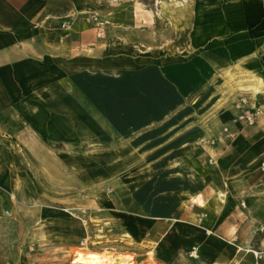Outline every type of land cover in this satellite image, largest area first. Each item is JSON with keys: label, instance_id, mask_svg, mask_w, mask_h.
Segmentation results:
<instances>
[{"label": "crops", "instance_id": "obj_1", "mask_svg": "<svg viewBox=\"0 0 264 264\" xmlns=\"http://www.w3.org/2000/svg\"><path fill=\"white\" fill-rule=\"evenodd\" d=\"M108 4L0 0V218L36 213L20 254L0 264H41L23 252L31 233L54 239L61 191L102 221L90 227L102 251L140 264H255L246 250L264 241V0L208 9L188 40L175 32L169 43L105 28ZM236 83L253 126L234 123L235 100L222 103ZM198 117L206 127L188 131Z\"/></svg>", "mask_w": 264, "mask_h": 264}, {"label": "rangeland", "instance_id": "obj_2", "mask_svg": "<svg viewBox=\"0 0 264 264\" xmlns=\"http://www.w3.org/2000/svg\"><path fill=\"white\" fill-rule=\"evenodd\" d=\"M109 2L108 7L103 8L102 15L108 23H106L105 28H110L111 30L129 31L132 35L136 33L146 32L154 37L162 36L164 42L169 43L175 32L183 33V39L188 40V34L194 24V20L197 18H203L208 9H216L223 5L234 3L241 0H100ZM111 7V8H110ZM110 8V9H108ZM102 9V8H101ZM106 16V17H105ZM109 20V21H108ZM107 31V29H105ZM104 31V30H103ZM167 39V40H165ZM228 77L232 81L238 77L232 73L228 74ZM88 78L82 77V84L88 83ZM98 82L103 85L110 84L109 79H100ZM228 85L226 90L220 92L223 104L232 103L234 106L239 103L241 99H246L239 94L247 93V89H242V84L236 83L233 85ZM244 86V85H243ZM254 92V91H253ZM169 100H173L176 97L170 93L165 94ZM102 99L108 98L109 94L107 90L102 91L100 94ZM222 105V104H221ZM222 106H220L221 108ZM186 108L183 112L185 115H192L195 112L191 107ZM109 109V107H108ZM200 113H205V108L199 109ZM199 120L196 122L189 121L185 126L191 128L199 129L202 126L206 127V118L198 117ZM177 122H169L167 125H175ZM218 127L222 128L219 123ZM176 128H173V132ZM231 127L229 128V133L231 132ZM228 133V132H227ZM173 157L168 160L171 162ZM172 175L167 177V192L174 190ZM183 178V176L178 175ZM187 177V176H186ZM185 184V183H184ZM62 190V189H61ZM59 194L57 201H54V212L55 218L53 219V235L54 239L48 241L45 233L41 235L29 234L28 242L30 246L37 247L36 244L47 243L49 244V249L35 248L30 250L29 245L27 250H24L23 255L32 257V259H43L38 263L45 264L49 259L52 264H140L142 257L136 255L128 256H116L115 252L107 249H100L105 244L102 242L104 240L102 232L91 233V226H98L102 224L100 220H87L85 218L86 212L82 208V201L78 200V197L73 195L67 196L66 200H63V191L56 192ZM172 201L174 196H172ZM60 198V199H59ZM188 201L185 200L182 205L184 209L188 208ZM169 204H175L174 202H168ZM169 210V209H168ZM23 211V212H22ZM22 218H16L15 215H6L0 218V229L3 232L0 235V239L4 241L3 248L0 250V256L4 259L13 258L16 254H20L16 250V245L20 237L26 238L28 231H31L33 225L34 215L36 214L30 207L25 208L19 212ZM87 220V221H86ZM86 229L89 235L86 234ZM82 230L85 231V235H82ZM43 231V230H42ZM23 233V234H22ZM129 238V237H128ZM130 239V238H129ZM0 240V241H1ZM86 240L88 247L82 249L81 242ZM131 240V239H130ZM105 242V241H104ZM35 243V244H34ZM33 244V245H32ZM27 245V244H26ZM134 247V244H130ZM119 261V262H118Z\"/></svg>", "mask_w": 264, "mask_h": 264}, {"label": "built area", "instance_id": "obj_3", "mask_svg": "<svg viewBox=\"0 0 264 264\" xmlns=\"http://www.w3.org/2000/svg\"><path fill=\"white\" fill-rule=\"evenodd\" d=\"M245 104V99H241L239 103L235 105L237 114L234 118V123H242L246 126H253L256 122L257 113H252L251 111L245 110ZM224 131L227 133L229 129L225 128ZM210 163L212 164L213 161L211 160ZM259 172L264 175V160L259 165ZM218 195L223 196L221 193H219ZM242 206L245 207V204L242 203ZM204 218L205 215H201L198 218V222H202ZM260 231L264 232V226L260 227ZM81 247L82 249H86L88 247L86 240L81 242ZM246 252L250 253L253 256L255 264H261L264 261V241L260 245V247L247 249ZM190 256L192 258H198L197 248L192 249V253L190 254Z\"/></svg>", "mask_w": 264, "mask_h": 264}]
</instances>
